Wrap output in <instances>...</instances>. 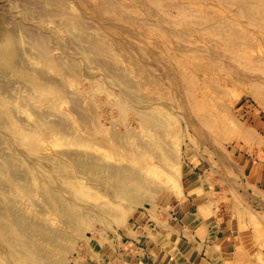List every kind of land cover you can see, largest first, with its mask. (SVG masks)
<instances>
[{"label":"rangeland","instance_id":"obj_1","mask_svg":"<svg viewBox=\"0 0 264 264\" xmlns=\"http://www.w3.org/2000/svg\"><path fill=\"white\" fill-rule=\"evenodd\" d=\"M262 151L264 0H0V264H88Z\"/></svg>","mask_w":264,"mask_h":264},{"label":"crops","instance_id":"obj_2","mask_svg":"<svg viewBox=\"0 0 264 264\" xmlns=\"http://www.w3.org/2000/svg\"><path fill=\"white\" fill-rule=\"evenodd\" d=\"M181 197L139 212L120 246L91 254L88 264H239L250 217L264 218V151L244 157L239 171L191 169ZM261 221V220H260Z\"/></svg>","mask_w":264,"mask_h":264},{"label":"bare ground","instance_id":"obj_3","mask_svg":"<svg viewBox=\"0 0 264 264\" xmlns=\"http://www.w3.org/2000/svg\"><path fill=\"white\" fill-rule=\"evenodd\" d=\"M106 3H107V1H106ZM253 55H254V54H253ZM48 95H49V94H48ZM40 99H41V98H40ZM57 113H58V112H57ZM59 115H60V114H59ZM26 119H27V118H26ZM28 119H29V118H28ZM28 119H27V120H28ZM28 122H29V120H28ZM30 122H31V120H30ZM31 123H32V122H31ZM25 139H26V138H25ZM243 139H244V138H243ZM248 140H249V139H248ZM25 141H26V140H25ZM55 143H56V142H55ZM53 144H54V143H53ZM55 145H56L57 148L63 149V148H62V145H59V144H55ZM55 145H53V146L51 145V146H52V147H55ZM58 145H59L60 147H58ZM41 150H42L44 153H51V152H54V151H55L54 148H51V147H50V148L42 147ZM58 150H59V149H57V151H58ZM57 151H56V152H57ZM61 153H62V152H60V154H61ZM65 153H66V152H65ZM65 153H64V156L67 157V156L65 155ZM51 154H52V153H51ZM54 154H55V153H53V155H54ZM57 154H58V156H59V153H58V152H57ZM46 155H48V154H46ZM49 155H50V154H49ZM54 157H57V156L54 155ZM39 159H40V158H39ZM60 160H61V159H60ZM37 161H38V160H37ZM38 162H39V161H38ZM38 162H37V164H38ZM40 163H41V162H40ZM44 164H45V162H44ZM38 165H39V164H38ZM40 165H42V164H40ZM45 165H46V164H45ZM35 166H36V165H35ZM64 167H65V166H64ZM36 170H37V169H36ZM40 172H41V171H40ZM37 173H38V172H37ZM37 176H38V175H37ZM40 180H41V177H40ZM40 180H39V181H40ZM40 187H41V185H40ZM41 188H42V187H41ZM41 188H40V189H41ZM41 190H42V189H41ZM44 191H45V190H44ZM46 193H47V192H46ZM50 194H51V193H50ZM57 194H58V193H57ZM50 196H51V195H50ZM50 196H49V197H50ZM60 197H61V196H60ZM51 200H52V197H51ZM56 200H57V199H56ZM63 206H64V205H63ZM64 210H65V207H64ZM67 211H68V210H67ZM94 211H95V210H94ZM65 212H66V211H64V213H65ZM99 213L101 214V212H99ZM86 214H87V213H86ZM122 214H124V213H122ZM92 217H93V216H92ZM121 217H122V216H121ZM36 252H37V251H36ZM33 253H34V251H33ZM36 254H37V253H36ZM36 254H35V256H36ZM44 254H45V253H44ZM32 256H33V254H32ZM37 256L39 257V255H37ZM45 259H46V257H45ZM45 259H44V260H45Z\"/></svg>","mask_w":264,"mask_h":264}]
</instances>
